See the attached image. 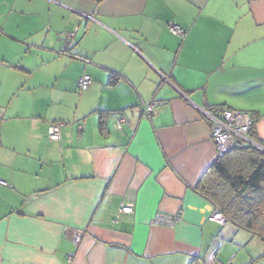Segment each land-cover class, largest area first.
Returning a JSON list of instances; mask_svg holds the SVG:
<instances>
[{"label":"crops","instance_id":"0c3cea01","mask_svg":"<svg viewBox=\"0 0 264 264\" xmlns=\"http://www.w3.org/2000/svg\"><path fill=\"white\" fill-rule=\"evenodd\" d=\"M220 107L264 147V0H0V264H231L197 190L220 156L202 110ZM246 239L234 264L264 263Z\"/></svg>","mask_w":264,"mask_h":264},{"label":"trees","instance_id":"16d2710c","mask_svg":"<svg viewBox=\"0 0 264 264\" xmlns=\"http://www.w3.org/2000/svg\"><path fill=\"white\" fill-rule=\"evenodd\" d=\"M255 122L250 130L254 141ZM197 190L219 209L225 223L264 241V152L239 145L221 154Z\"/></svg>","mask_w":264,"mask_h":264},{"label":"built area","instance_id":"2783aa9c","mask_svg":"<svg viewBox=\"0 0 264 264\" xmlns=\"http://www.w3.org/2000/svg\"><path fill=\"white\" fill-rule=\"evenodd\" d=\"M170 30L175 35H183V31L175 26H171ZM63 36L67 42L61 52L63 54H67L66 52H68L69 49L75 44L74 34L65 33ZM90 83V77L84 75L78 80V88L80 90H84ZM157 105V102L154 100L148 103L141 102L138 107L139 112L145 118H150ZM202 113L209 122L210 140L214 145L218 155H221L242 144L252 146L254 141L250 137L252 118L249 114L222 107L213 110H202ZM124 123L125 119L123 117H119V129H121ZM61 126V123L50 124L48 128V138L51 141H58L60 139ZM0 184L7 186V184L2 181H0ZM132 213V206L122 205L118 210V213L114 219V223H117L122 216ZM178 220L179 215L166 216L159 214L151 221V224L155 226H173ZM209 220L218 224L225 223V218L217 207H215V210L212 216H210ZM81 235L82 234L79 231L75 232V243H79Z\"/></svg>","mask_w":264,"mask_h":264},{"label":"rangeland","instance_id":"374dc122","mask_svg":"<svg viewBox=\"0 0 264 264\" xmlns=\"http://www.w3.org/2000/svg\"><path fill=\"white\" fill-rule=\"evenodd\" d=\"M225 226L226 227L224 230V234H225L226 241L218 240V242L220 244L222 243L224 246L222 251L219 254V257L225 258L226 259L225 262H228V261L232 262L231 264H234L238 260L245 261V258H247L246 262H248L250 258L249 253L252 249V246L248 245V242L246 239V237H248V233L243 231V232H238V234L236 233L237 235H235L233 232L232 225L227 224ZM232 234H234L235 236H232ZM241 237H243V239ZM217 253H218V250H216V254ZM234 254L236 255V257L233 260L232 258L234 257L233 256ZM218 261L219 260L217 259V262Z\"/></svg>","mask_w":264,"mask_h":264},{"label":"water","instance_id":"95a60500","mask_svg":"<svg viewBox=\"0 0 264 264\" xmlns=\"http://www.w3.org/2000/svg\"><path fill=\"white\" fill-rule=\"evenodd\" d=\"M252 146H253V147H258L259 149H261V150L264 151V147L260 146L256 141H253Z\"/></svg>","mask_w":264,"mask_h":264}]
</instances>
